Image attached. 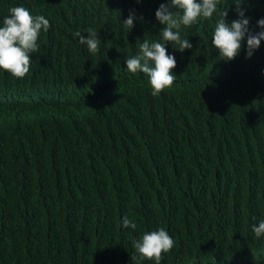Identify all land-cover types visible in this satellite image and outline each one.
Masks as SVG:
<instances>
[{
  "label": "trees",
  "instance_id": "trees-1",
  "mask_svg": "<svg viewBox=\"0 0 264 264\" xmlns=\"http://www.w3.org/2000/svg\"><path fill=\"white\" fill-rule=\"evenodd\" d=\"M167 2L0 0V26L13 6L51 25L24 78L0 69V264H155L132 242L161 227L175 241L161 264H264L252 231L264 220V40L251 58L245 39L220 59L215 24L238 15L219 0L211 20L181 26L192 48L165 44L177 79L153 96L125 59L162 40ZM240 7L260 31L264 0ZM88 28L96 54L75 35Z\"/></svg>",
  "mask_w": 264,
  "mask_h": 264
},
{
  "label": "clouds",
  "instance_id": "clouds-1",
  "mask_svg": "<svg viewBox=\"0 0 264 264\" xmlns=\"http://www.w3.org/2000/svg\"><path fill=\"white\" fill-rule=\"evenodd\" d=\"M140 3L141 0H136ZM219 0H169L161 3L155 12L157 21L163 25L159 35L161 41H149L144 39L138 44V52L125 59L127 70L131 73L142 71L148 77L151 86V94L156 96L163 90L170 88L177 77L172 70L176 67L174 55L168 53L165 44L171 42L173 48L183 52L192 48L187 38L181 39V26L191 27L201 19L211 20L217 11ZM243 0H235L238 18L226 23L228 15L225 10L222 17L216 22L212 33V46L219 52L220 59L225 62L235 59L242 47V41L246 39V58H251L254 51L260 47L264 40V18L257 20L260 31L251 30L250 18L245 16V11L240 7ZM174 9V10H173ZM137 19L135 11L130 10L129 16L122 22L128 31L134 27ZM142 19V17H140ZM51 27L50 22L43 15H33L24 6H13L8 10V15L3 18L0 26V69L15 78H24L31 67L32 53H38L40 45L38 39L41 31L47 32ZM88 35L81 32L75 35L79 43L86 45L89 52L96 54L99 51L101 39L98 31L91 28L85 29ZM118 50V49H117ZM124 228L136 229L134 220L124 217ZM252 231L257 238L264 235V220L258 225L252 226ZM174 239L164 228L155 231L144 232L142 236L132 242L135 253L142 260H152L155 264H161L163 254L174 247ZM132 259L136 256L132 255Z\"/></svg>",
  "mask_w": 264,
  "mask_h": 264
}]
</instances>
